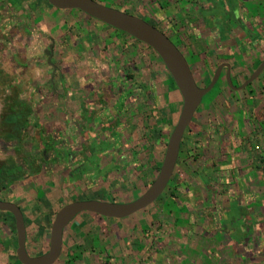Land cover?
I'll list each match as a JSON object with an SVG mask.
<instances>
[{"label":"rangeland","instance_id":"rangeland-1","mask_svg":"<svg viewBox=\"0 0 264 264\" xmlns=\"http://www.w3.org/2000/svg\"><path fill=\"white\" fill-rule=\"evenodd\" d=\"M96 1L121 11L138 15L152 25L158 24L159 21L166 22V24H163L164 27L162 29L171 40L174 43L176 42L180 47H186L188 45L187 49L184 47L182 49L188 55L187 60L191 63L190 68L193 74L203 75L202 64H204V76L205 78H211L216 68V62L219 61V51H211L209 48L204 47L202 40L197 41L195 39L196 41L193 42L194 37L191 33L193 24L181 18L179 12L175 16H171V14L162 16L163 14L159 11L158 6L144 1L139 4L136 0ZM182 1L186 5L188 0ZM226 2L230 5L235 3L232 0H226ZM49 10L51 12V20H56L54 24L64 19L63 23L66 24V28H69L72 33L78 31L75 39L78 42L76 43L78 47L84 46L85 41L87 43L90 41V34H86V32L90 28L89 25L91 23L104 26V24L90 19L77 10L60 11L62 13L54 11L44 0H0V138L4 133L8 132L13 136V140L9 141H4L3 138L0 139V167L3 170H12L15 173H17L18 166L24 169L29 166L28 169H31V167H35V165L43 161L44 157H48L49 160H54L56 155L52 152L54 151L53 149L50 150L52 145L51 147L45 148L43 144L53 141L52 144L54 147L64 142L66 138L67 140H73L75 147H79L82 152V154L71 159L67 167L80 168L84 164L83 158H86L85 155L88 153L86 136H90V131L100 133L102 129H51L45 128V124L47 125L49 123L46 120H43V125H40L34 130L26 129L27 125L23 126L25 128L16 127L15 124H11L13 116L18 115V118L26 117L29 113L27 104L32 105V101L37 102L39 97L31 95L29 98H23L10 93L15 88L12 83L14 78L21 79L24 87L34 88L35 94H39L49 87L47 84L49 77L53 82L51 85L52 89L56 88L59 91L66 89L71 91L78 90L86 95L89 93L91 97L86 96L87 101L82 109L91 108L96 113L106 110L108 105L115 101V97L110 93L108 86L105 85V81L109 79V73H114L116 68L102 67L100 66V60L96 62L86 59V56L89 55L87 49H83V53L76 59L74 50L68 51L65 48L60 49L57 46L54 49V52H56L55 56L51 57V63L55 69L47 63L48 56L44 53V50H48L50 44L48 38L50 36L48 34H40L42 36L38 37L37 35L40 33V30L36 29L33 32L27 26L35 24L37 17H41L40 15L45 14ZM46 20L44 21L47 22ZM212 23L215 28L219 25V22L216 20ZM200 26L201 24L195 27L202 29L203 27ZM105 30L115 36L123 38V40L126 39L127 41L133 42L128 36L112 27L106 26ZM81 31L85 32L81 33ZM69 41L71 42L70 35ZM76 44L72 43V48ZM133 44L135 46L131 45L130 50H126V58L130 53L131 58L135 54L140 60H146L151 57L147 54H142L141 45L137 43ZM18 59L20 62H29L28 67L19 65L20 63L18 64L17 62ZM126 61L128 63L121 66V73L123 75H134L135 79H133V82L136 79L140 80V77L153 78V82L157 85L154 91L156 94L155 97H157L158 106L161 108L159 111L157 110V114L151 112L153 108L148 100L152 96H147V101H145V99L141 98L140 92L137 94V84H133L132 88L130 86L131 80H128L129 85L124 88V91L130 89V94L134 100L131 103V108L133 105L131 110L134 109V114H131L129 118L127 117L124 123L121 122V129H118L116 132V134H120L119 136L116 135L118 141L115 147L125 148L131 151L139 160L133 162L134 156L131 157L130 155H128L129 159L126 158L127 160H119L120 166L123 165L125 168H130L134 164L132 166L134 168L133 171L120 179L99 175L95 178V182L88 183L85 188L87 192H81L79 195L77 191L78 181L80 179L71 183L67 178L60 177V171L57 169L50 171L45 166L42 167V171L40 172L39 170H35L32 176H20L19 184L18 186L16 185L19 187L17 192L20 195L17 196L14 194V197L17 196V202L24 209V214L28 222V251L33 256L42 255L48 250L51 224L55 214L63 205L72 201L92 198L109 201V190L117 183L123 184V188L119 195H117V198L123 202H127L130 199H134V197L138 198L139 195L141 196L146 190V181L150 182L152 179L154 180L159 171L166 144L180 115L182 101L180 98L178 99L175 87L164 71L161 74L150 75L148 66L147 70L142 68V70H138V73L135 70L133 71L132 64L129 63L133 61L128 60V58ZM223 74L218 85L203 98L202 104L194 116L192 123L203 130L196 132L191 140L183 139L182 141L183 145L180 150L179 160L168 185V189L165 190L156 203L151 205L150 208L148 207L147 210L145 209V212H139L127 219H123L125 220L124 223L132 229V237H127L126 239L119 237V229H121L120 221L122 220H106L107 227L101 230L99 223L92 215L89 216L90 214L82 213L80 216H83L79 217L66 232L63 247L64 253L62 263L60 264H66V260L75 261L77 259L82 261V264H96L97 262L99 264H113L112 259H115L114 262L118 259L116 264H209L204 259L207 257L202 256L203 251L207 253L210 251L213 252V256H208L211 264H264V236L258 241H252V252L243 253L244 256L241 257L236 256L234 251V247L237 246L236 238L231 237L233 244L230 242L231 240H226L224 237V239L220 237L219 240L212 239V234L217 227L208 224L204 217L198 216L199 212L201 215L203 212H206L203 206H201L205 195L204 187L206 186L204 173L208 172V168L216 159L214 154H218L216 152L219 150L216 147L212 148L210 162L206 160L207 157H199L196 162H192L188 154L190 152L195 156L198 154L200 148L206 147V143L209 142L210 137H219L217 122L220 119V111L222 110L224 112L226 110L225 106L235 101V97H230V91L226 90V81ZM206 80L204 81L206 82ZM28 81L30 82L28 83ZM95 84H99L100 86L97 88V92L93 93L91 89ZM235 84L238 85L237 82ZM235 84L233 83L234 86H236ZM125 107L127 110L129 108L128 104ZM28 116H30V113ZM50 116L53 115L50 114ZM42 117V113L39 114V118ZM226 118L228 120L227 122L232 123L234 121L228 115ZM95 125L97 126L98 123H95ZM11 128L14 130V133H12ZM52 134L56 136V139ZM20 140L29 142V144L24 146V142H22L21 145L19 143ZM39 141L42 142V146L37 144ZM67 147L72 148L68 144ZM106 147L105 144H102L97 148L103 149ZM245 147L246 149L250 148L248 145ZM23 148L26 150H23ZM45 149H48V151L44 152L43 150ZM150 149H152L151 151H153L154 157L149 164L146 163L145 155ZM253 150L257 151L256 149ZM92 151L93 155L91 158L95 162L100 159V154L99 152L96 154L97 149H93ZM182 153H187V162H191L190 164L196 170L198 167L197 171L199 174L194 178V188H197L195 189L196 193L189 192L190 196H188L187 191H184L185 186L182 184L185 180L186 184H188L187 190H192V186L187 178L189 170H187L182 159L185 155ZM105 158L109 159V156H105ZM55 161L51 162V168L53 169L57 165V161ZM134 176H138L142 182L138 189L132 192L129 181L132 182ZM103 177L108 178L106 185H100L99 183L103 180ZM32 183L35 184L34 189L28 190L26 186L29 184L30 189V184ZM48 184L49 188L47 190L49 192L46 193L45 191L47 190L43 186L46 187ZM171 189L173 196L169 194ZM4 194L7 197L9 196L8 193ZM237 206L233 203L232 211L229 214L232 216L229 217L240 216L241 210ZM189 209L190 211H188ZM185 218H187L189 225L185 222ZM1 221L0 264H20L15 254L17 244L14 223L9 216H2ZM223 221V228L226 229L224 235L228 237H230L229 233L234 229L240 232L250 231L248 230L249 227L242 225L238 219H235V221L231 219L227 222V218ZM153 222L156 225L153 226L151 224ZM176 223L183 224L185 229L176 230ZM249 236L246 239L251 237ZM122 251L125 253V257L121 256ZM218 254L221 259L217 256ZM76 255L80 257L78 256V258ZM103 260L105 261L103 262ZM59 262L61 261L59 260Z\"/></svg>","mask_w":264,"mask_h":264},{"label":"crops","instance_id":"crops-1","mask_svg":"<svg viewBox=\"0 0 264 264\" xmlns=\"http://www.w3.org/2000/svg\"><path fill=\"white\" fill-rule=\"evenodd\" d=\"M136 1L139 4L143 1L150 3L151 0ZM232 1H234L235 3L230 5L227 4L226 0H188L187 4L184 5L185 3L182 0H159V3L157 2L155 6H159L158 4L160 3L162 5L168 3L171 9L166 11H169V14H171V16H175V14L177 15L179 12L181 18L187 20L190 24L192 23V32H190L194 37L193 42L196 40H202V42L204 43V47L209 48L211 51H219V61L216 62L215 66L217 67L221 64H228L230 66V76L232 84H235V82L238 83V85L235 84L236 86H233L240 87L264 61V0ZM54 11L60 12L59 10ZM40 16L41 17H37V20H35V24L29 25L27 27L33 32H35L36 29H39L40 33L37 35L38 37L42 36L40 34H48L50 36L48 38L50 41L48 49L50 46H52V56H55L56 52H54V49L57 46L60 49L65 48L68 51L74 50V56L76 59L83 53V49H87L89 55L86 56V59L96 62L100 60V66H105L107 68H116V71H114V73H109V79L105 81V85L108 86L110 93L115 97V101L108 105L106 110H103L99 113L94 112L93 110H91V108L82 109L83 105L87 101L86 96L91 97L89 93H87L86 95L78 90L71 91L69 89H66L63 91H59L56 88L52 89L51 85L53 84V82L50 77L47 80V84L49 87L41 93L38 92L39 94H35L34 88L24 87V84L21 83V79L19 78H14L12 82L15 88H13L10 93L23 98H29V96L31 95L39 97V99H37V102L32 101V105L27 104V110H29L30 116H28L29 113L28 115H26V117L22 118H18V115L13 116L11 124H15L16 127L25 128L23 126L27 125L26 129L34 130L40 125H43L42 121L46 120L49 123H47V125L45 124V128L51 129H102L100 133H98L97 131H95L94 133L90 131V136H86L85 139L87 140L86 146H88V153L85 155L86 158H83L84 164H82L80 168H76L75 170L74 168L67 167L66 172L61 175L67 178V180L71 183L74 179H80V181H78L79 184L77 191L79 195L81 192H87L85 188L88 183L94 181L95 178L99 175H106L108 178L112 177L114 172L112 170L111 158L115 154L114 151L116 147L111 146H113L114 143L116 146V137L120 134H116V132L118 131V129H121V122L124 123L127 117L129 118L131 114H134V109L131 110V101L129 98L130 96L132 98V95L129 91L130 89L126 90V94V91H124V88L128 87L129 85L128 76L130 74L123 75L121 73V66L128 63L126 61V59L128 58V60L134 61V63L132 62L133 64L129 62L130 64H132V69L133 66L135 67L133 71L135 70L138 72V70H142V68L147 70L149 66L150 75H157L156 67L154 70L151 68V62L154 61L153 58L140 60L136 57L135 54H133V58H131V53L128 54L126 58V50H130L131 45L135 46L133 44L135 42H130L126 39L123 40V38L107 32L105 30L106 25L99 26L96 23H91L89 25L90 28L87 29L86 32V34H90V41L88 43L85 41L84 46L78 47L76 44L78 42L75 41L76 33L78 31H74L72 33L69 28H66V24L63 23L64 19L62 21L59 19L60 21L54 24L56 20H51L50 10ZM44 20H46L47 22H45ZM215 20L219 22V25L216 28L212 23ZM200 24V27L203 28L197 29L195 26ZM85 31H81V33ZM69 35L71 37V42L69 41ZM72 43L76 44L74 48H72ZM183 47L187 49L188 45H186V47ZM45 51L46 50H44V53ZM141 51L142 54L146 55V52L144 50ZM18 56L20 55L18 54ZM17 62L18 64L20 63L19 65L24 67H28L29 65V62H20L19 59ZM190 64L191 63L189 62V65ZM143 65L145 66L143 67ZM53 69H55V67H53ZM158 73L161 74L162 72L159 71ZM144 78L140 77V80L136 79V84L141 86ZM147 79H149V83L155 91L157 85L153 82V78L148 77ZM29 82L30 81H28V83ZM99 86V84H95L91 89V92L96 93ZM175 90L178 99L180 98V100L182 101L177 88H175ZM152 96L155 98L156 94L153 92ZM229 96L235 97V101L237 100V104H229L228 106H225L226 110L224 112L222 110L220 111V119L217 122L219 127V137H210L209 142L206 143V147H204V150L207 151L204 158L207 157L206 160L208 161L211 159L212 148L216 147L219 151L216 152L218 154H214V156H216V159L208 168V172L204 173L206 186L204 187L205 195L201 206H203L206 212H203L202 215L199 212L200 215L198 214V216L204 217L208 224H212L213 226L217 227L215 229V232L212 234V239L219 240L220 237H222L221 239L225 238L226 240L228 239L231 240L230 242H232V238H236L237 246L234 247V251L236 256L241 257L244 256L243 253L253 251L252 241H258L261 237L263 238L264 236V69L260 73L259 77L246 89L239 91L235 90L233 91V94H230ZM126 104H128L129 106L127 110L125 107ZM41 113L43 117L39 118V114ZM50 114L53 116H50ZM227 115L234 119L232 123L227 122ZM95 123H98V125L96 126ZM12 133H14V130H12ZM52 135L56 139V136L54 134ZM25 139L27 138L25 137ZM69 140H67L66 138L64 142L54 147L52 144L53 141L45 142V144L43 145L45 148L51 147L52 145L50 150H54L52 152H54V154L56 155V161H60L59 159L63 157L62 159L65 158L64 161L65 163H67L66 166H68V163L71 159L75 158L79 154H82L79 147H75V142L73 143V140ZM22 142L24 141L20 140L19 143L22 145ZM28 144L29 142H24V146H27ZM37 144H40L42 146L41 141L37 142ZM67 144L68 146L71 145L72 148L67 147ZM102 144H105L107 147L98 149L97 147H100ZM246 145L250 146V148L246 149ZM109 146L112 149L108 148ZM93 149H97L98 151L96 152V154L98 152L100 154V159L96 160L95 162L91 158V156L93 155ZM253 149H256L257 151H254ZM23 150L26 149L23 148ZM120 150L123 152L126 149L120 148ZM43 151H48V149H45ZM130 153L132 154V152ZM64 154L66 155L64 156ZM105 156H109V159H106ZM125 156L127 157L128 155ZM55 159L49 160L48 157H44L43 161L35 165V167H31V169H28V166L23 172L19 170V168L21 167H18L16 174L18 177V182L16 183V185L18 186L19 184V181L21 179L20 176H32L34 175L33 173L35 170H39L40 172L42 171V167L45 166H47L46 168L50 169V171H53L55 169L61 171L62 168H60L61 166L59 165L54 164V169L51 168V162L55 161ZM122 159L123 161L126 160L124 159V157L120 158V160ZM63 163L61 162V164ZM122 167L124 166L122 165ZM76 170H79L78 174L74 175L73 172ZM198 174V171H191V173L188 174V179L192 186V190H187L188 196H190L189 192H194V194L196 193L195 189L197 188H194V178L197 177ZM107 177H103V180L99 182L100 185H106L108 180ZM34 185V183L30 184V189L29 184L26 187L28 190H31L34 189ZM43 187L46 188L45 190H47L49 188V184L46 185V187ZM18 188L19 187L15 189V194L17 196L20 195L17 192ZM45 192L48 193L49 191L47 190ZM15 201V204L20 208L24 217L27 247L29 241L28 222L25 217L23 207L17 202V200ZM233 203L238 205L237 208L241 210L240 216L238 217H229L232 216L229 214L232 211ZM188 211H190V209ZM82 216L79 215L65 228L63 235L62 252L60 258L58 259V261L60 260L61 262L58 263L57 261L56 264L62 263L64 253L63 247L67 230L75 223L77 219H79V217ZM227 218V222H229L231 219L233 221H235V219H238V221H240L242 225H245V227H249L248 230L250 231L240 232L237 229H234L229 233L230 237L224 235L226 229L223 228L222 223H224L223 220H226ZM185 219V222L188 224L187 218ZM242 220H244L243 223ZM97 222L100 225L101 222H99L98 220ZM175 225L176 230L185 229L183 224L176 223ZM247 236H249L250 238L246 239ZM121 253V256L125 257V253L123 251ZM213 255L214 254L212 251L208 253L206 251H203L202 256L207 257L204 259L208 261L209 264H211L208 256L211 257ZM78 256L79 255H76V257ZM217 256H219V254ZM219 259H221L220 256ZM112 260L113 264H116L118 262V259H116L117 261L115 262V259ZM104 261L105 260H103V262ZM66 262L69 261L66 260ZM70 262H73L74 264H82V261H79L78 259ZM96 264H99V262H97Z\"/></svg>","mask_w":264,"mask_h":264},{"label":"water","instance_id":"water-1","mask_svg":"<svg viewBox=\"0 0 264 264\" xmlns=\"http://www.w3.org/2000/svg\"><path fill=\"white\" fill-rule=\"evenodd\" d=\"M59 11L77 10L89 18L112 27L141 44L152 49L160 58L172 78L182 99L178 121L171 132L159 171L148 189L138 198L126 203H111L103 200H77L62 206L55 214L50 228L48 250L39 256H31L26 249V226L20 208L13 203L0 202V211L12 214L15 222L17 248L16 259L20 264H56L63 246L65 228L80 214H93L106 219L123 220L139 213L154 203L167 189L179 160L184 135L193 122L194 116L202 104L203 98L215 87L223 68L226 82L233 91L242 90L253 83L264 69V61L251 74L240 88L232 85L230 66L220 65L209 85L199 87L194 79L190 65L179 48L170 38L144 19L104 5L96 0H44ZM52 46L45 51L48 64L51 63ZM54 67V66H53Z\"/></svg>","mask_w":264,"mask_h":264},{"label":"trees","instance_id":"trees-1","mask_svg":"<svg viewBox=\"0 0 264 264\" xmlns=\"http://www.w3.org/2000/svg\"><path fill=\"white\" fill-rule=\"evenodd\" d=\"M141 1V0H140ZM159 0H151L150 1V4H156L157 2H158ZM159 3V2H158ZM159 5V7H158V9L160 10V8L161 9H163L164 11H166V10H169V9H171V7H170V5H168V3H165L164 5H162L161 3L160 4H158ZM54 9V8H53ZM117 9V8H116ZM55 10V9H54ZM124 12H127V11H124ZM128 13V12H127ZM129 14H131V13H129ZM132 15H134V14H132ZM135 16H138V15H135ZM139 17V16H138ZM141 18V17H140ZM91 19V18H90ZM95 21V20H94ZM97 22V21H96ZM99 23V22H98ZM159 30V29H158ZM162 32V31H161ZM124 34V33H123ZM126 35V34H125ZM127 36V35H126ZM129 37V36H128ZM133 42H135V43H137V44H139V45H141L142 46V50H144L145 52H146V54L148 55V56H151L150 57V59L151 58H153L154 59V61H152L151 63H152V66H151V68L154 70L155 69V67H156V72L158 73L159 71L160 72H165L167 75H168V77H169V80H170V82L173 84V86L176 88V86H175V84H174V82H173V80H172V78L170 77V75L168 74V72H167V70H166V68H165V66L163 65V63L161 62V60H160V58L158 57V55L152 50V49H150V48H148L147 46H145V45H143V44H141L140 42H138V41H136V40H134V39H132L131 37H129ZM170 38V37H169ZM170 40H171V38H170ZM172 41V40H171ZM173 42V41H172ZM174 43V42H173ZM176 46H178L177 45V43H174ZM178 48H179V50L180 49H182V48H180L179 46H178ZM181 51V53L184 55V57L186 58V60H187V53H186V51H184L183 49L182 50H180ZM188 61V60H187ZM134 62V61H133ZM189 63V62H188ZM133 64V63H132ZM204 64H202V67H203V71L205 72V66H203ZM133 69H135V67L133 66ZM217 69V67L214 69V70H216ZM203 72V75L202 74H193V76H194V79H195V81H196V83H197V85L198 84H200V85H198L199 87H202V88H204V87H207L208 85H209V83H210V81H211V79H212V76H213V74H214V72L215 71H213V74H212V76H211V78H205V73ZM128 79L129 80H131V83H130V86L133 88V84H135L136 83V80L133 82V79H134V75H129L128 76ZM205 79H207L206 80V82L204 81ZM150 81H149V79H147V78H144L143 79V83L141 84V86L140 85H136V90H137V94L140 92V94H141V98L142 99H145V101H147L146 100V97L147 96H152V93L154 92V88H152V86H151V84L149 83ZM205 82V83H204ZM219 82V81H218ZM218 82L216 83V85L215 86H217L218 85ZM203 83H204V85H203ZM226 90H228V91H230V93L231 94H233V91L229 88V86L226 84ZM179 93V92H178ZM129 94V93H128ZM130 98V101H131V103H133L134 102V100H133V98H131V96L129 97ZM232 101V100H231ZM148 102H151V107H153V110L151 111V112H154L155 114H157L158 112H157V110L159 111V106H158V103H157V97H151V99L150 100H148ZM233 103H236L237 104V100L236 101H233ZM132 108H133V105H132ZM202 131V129H200V128H198V127H196L195 125H194V123H191V125L189 126V128L187 129V131H186V133H185V135H184V140L186 139V140H191V138L195 135V133L196 132H201ZM1 138H3L4 139V141L5 140H7V141H9V140H13V136L11 135V134H9V132L8 133H4L3 134V136L1 137ZM116 142H117V140H116ZM182 145H183V143H182ZM182 145H181V147H182ZM111 147H115V143L113 144V146H111ZM205 148H200L199 149V152H198V154H196L195 156L193 155V154H191L190 152H189V156L191 157V159H190V161H192V162H196V160H197V158H199V157H201V158H203L204 156H205V154H206V150H204ZM152 149H150L148 152H146V155H145V157H146V163H151L152 162V160H153V151H151ZM131 151H126V152H122L121 150H120V148L119 149H117V148H115V151H114V153H115V155L111 158V164H112V170H113V172H114V174L112 175V177L114 178H116V179H120V178H122L124 175H126V174H130V172H132L133 171V169L134 168H132V166L134 165H132V166H130V168H125V167H122V166H120V164H119V160H120V158H123L124 157V159H126L127 157L125 156V155H130L131 157L132 156H134L133 157V162H136V161H138L139 159H138V157H136L135 155H133V154H131L130 153ZM123 154V155H121V154ZM129 153V154H128ZM183 155H185V157H183L182 159H183V163H185V166L187 167V170H189L188 171V174H190L191 173V171L193 172V171H195V172H197V170H198V167H197V170H196V168L195 167H193L190 163L191 162H187V153H182ZM181 154V155H182ZM187 155V156H186ZM182 157V156H181ZM180 157V158H181ZM187 157V158H186ZM128 159V158H127ZM126 159V160H127ZM187 178H188V176H187ZM143 181H145V180H143ZM130 183H129V185H130V190H132V192H134L135 190H137L138 189V187H139V185H140V183L142 182V180L138 177V176H134V178H133V180H132V182L131 181H129ZM153 182V179L150 181V182H147L146 181V184H147V186H146V190L148 189V187L150 186V184ZM182 184L185 186V189H184V191H187V189H188V184H186V181L184 180L183 182H182ZM169 187V186H168ZM168 187H167V189H168ZM123 188V184L121 185L120 183H117L115 186H112L111 188H110V190H109V193H108V199H110L109 201H107V202H111V203H126V202H123V201H121L120 199H118L117 198V195H119V193L121 192V189ZM129 190V189H128ZM145 190V191H146ZM144 191V192H145ZM143 194V193H142ZM170 195H172L173 194V191H172V189L170 190V193H169ZM140 196V195H139ZM138 196V197H139ZM173 196V195H172ZM137 197H134V199H136ZM134 199H130L129 201H127V202H130V201H133ZM150 208V207H149ZM147 210V209H146ZM146 210H143V211H141V213H143V212H145ZM93 216L96 220H98L99 222H101L100 223V228H101V230H103V229H105L106 227H107V225H106V223H105V221L106 220H112V219H106V218H102V217H99V216H96V215H93V214H90V216ZM168 218V217H167ZM124 221L125 220H122V221H120V224H121V229H119V237L121 238V239H126L127 237H132V235H133V233L131 232L132 231V229L126 224V223H124ZM153 226L154 225H156L154 222L153 223H151ZM166 225H168V224H166ZM170 225V224H169ZM66 264H73V262H66ZM77 264H81V263H77Z\"/></svg>","mask_w":264,"mask_h":264},{"label":"flooded vegetation","instance_id":"flooded-vegetation-1","mask_svg":"<svg viewBox=\"0 0 264 264\" xmlns=\"http://www.w3.org/2000/svg\"><path fill=\"white\" fill-rule=\"evenodd\" d=\"M159 7V6H158ZM162 14V16H166V15H168L169 14V11H164L163 9H161L160 8V10H159ZM163 24H166V22L164 23V22H161V21H159L158 22V24H153V26L154 27H156V28H158L160 31H162L164 34H166V32L162 29L163 27H164V25ZM167 35V34H166ZM168 36V35H167ZM169 37V36H168ZM176 43V42H175ZM179 46V45H178ZM177 46V47H178ZM222 65V64H221ZM219 66H217V68H218ZM216 71V70H215ZM226 72H227V70L225 69V68H223L222 69V71H221V74H220V78H219V80L221 79V76H222V73H224L223 75H224V77H225V81H226ZM215 73V72H214ZM214 75V74H213ZM251 76V75H250ZM249 76V77H250ZM230 78H231V76H230ZM218 80V81H219ZM248 80V79H247ZM231 82H232V80H231ZM226 84H227V82H226ZM228 85V84H227ZM233 85V84H232ZM241 87V86H240ZM240 87H235V88H240ZM248 87V86H247ZM246 87V88H247ZM246 88H244V89H246ZM243 90V89H242ZM237 91H239V90H237ZM0 139H2V138H0ZM66 154H64V156H65ZM61 156V155H60ZM63 156V155H62ZM63 157H61L59 160L60 161H58L56 164L57 165H59V166H61L60 168H62L61 169V171H60V177H62L61 175L63 174V173H65L66 172V170H67V163H65V161H64V159H62ZM69 159V158H68ZM61 162L63 163V164H61ZM19 167V166H18ZM76 168H74V170H75ZM19 170H21L22 172L23 171H25V169L24 168H19ZM78 171L79 170H76V171H74L73 172V174L75 175V174H78ZM17 172V171H16ZM17 173H15L14 171H12V170H3V168L2 167H0V202H9V203H13V204H15L16 203V198L17 197H14L15 195V189L17 188L16 187V183L18 182V177H17V175H16ZM59 177V178H60ZM17 180V181H16ZM78 179H74L73 181H77ZM4 193H8V197L7 196H5V194ZM64 206V205H63ZM2 216H9L10 217V219L12 220V222L14 223V225H15V222H14V218H13V216H12V214L11 213H9V212H2V211H0V224L2 223V221H1V218H2ZM15 234H16V232H15ZM26 249H27V251H28V246L26 247ZM28 253H29V251H28ZM30 254V253H29ZM31 255V254H30ZM31 256H33V255H31Z\"/></svg>","mask_w":264,"mask_h":264}]
</instances>
